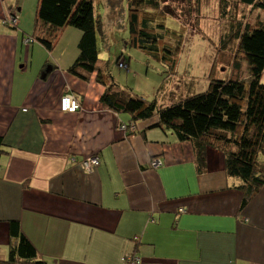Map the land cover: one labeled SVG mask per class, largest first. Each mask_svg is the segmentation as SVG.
Wrapping results in <instances>:
<instances>
[{
    "label": "crops",
    "instance_id": "obj_1",
    "mask_svg": "<svg viewBox=\"0 0 264 264\" xmlns=\"http://www.w3.org/2000/svg\"><path fill=\"white\" fill-rule=\"evenodd\" d=\"M111 1L94 0L98 67L108 66L120 89L163 107L192 92L179 70L161 94L163 82L141 81L151 62L133 64L129 24L119 28L126 1L115 15ZM38 4L0 0V260L9 257L10 223L18 222L48 264H127L128 257L136 264H264V187L243 206L241 182L227 175L221 150L207 149L200 174L193 144L156 126L158 117L134 123V133L124 130L131 116L103 106L97 72L88 81L68 72L80 29L60 30L51 52L29 41ZM12 15L16 28L3 24ZM213 67L204 91L220 78ZM115 68L127 72L124 81ZM65 95L77 99L79 111L61 110ZM93 156L100 166L87 174L80 165ZM154 160L162 165L152 168Z\"/></svg>",
    "mask_w": 264,
    "mask_h": 264
},
{
    "label": "trees",
    "instance_id": "obj_2",
    "mask_svg": "<svg viewBox=\"0 0 264 264\" xmlns=\"http://www.w3.org/2000/svg\"><path fill=\"white\" fill-rule=\"evenodd\" d=\"M125 1L129 18L127 43L144 52L150 62L161 65L164 86L159 92H163L178 75L179 56L186 35L182 29L167 25V18L163 22L157 21L164 11L161 0ZM236 6L246 8L239 10ZM244 10L247 15L255 10L264 12V0H219V17L232 24L221 31L218 49H215L218 66L215 71L223 68L226 73L217 74L218 79H211L206 91L188 92L169 107L160 106L158 100L148 101L120 89L108 66L104 69L98 67L100 22L95 16L94 0H39L34 34L29 41L38 42L51 52L60 30L68 26L80 29L79 55L68 72L84 81L97 72L98 83L105 87L101 103L118 115H130L131 124L127 129H135L134 123L138 121L158 117L156 126L172 131L181 142H191L198 173L206 171L207 149L221 150L226 157L227 175L241 182L238 188L244 193L242 205L245 206L264 187V84L261 82L264 74V21L257 20L254 25L243 22V26L232 33L237 17ZM5 25L17 27L10 23ZM232 42L238 45L248 62V76L235 59L237 49L232 47L233 53L229 51ZM120 64L127 65V69L121 68ZM120 64L121 69L129 71L127 63ZM229 72L230 78L227 79ZM2 145L0 138V155ZM10 237L9 257L0 260V264H48L39 257L18 222L10 223ZM125 261L127 264L138 263Z\"/></svg>",
    "mask_w": 264,
    "mask_h": 264
},
{
    "label": "rangeland",
    "instance_id": "obj_3",
    "mask_svg": "<svg viewBox=\"0 0 264 264\" xmlns=\"http://www.w3.org/2000/svg\"><path fill=\"white\" fill-rule=\"evenodd\" d=\"M123 1V0H122ZM164 5L163 14L160 15L157 21L163 22L166 20L167 25L171 28L175 29H182V33H184L185 41L182 47V52L179 56V68L178 70L180 73L187 74L188 81L186 82L187 85H193L194 91L197 92H204V88L207 84L206 77L211 73V67H216V57H217V49L219 45V39L221 35V31L224 28H227L232 23L229 21H223L219 17L218 13V6L219 0H161ZM119 0H112L110 5L112 8V14L115 15L117 8L122 6V3ZM126 2H123V7H125ZM162 5V6H163ZM239 10H243L244 7L241 9L240 6H236ZM245 12L239 14L238 20L236 21L235 25L232 28V33L236 30H239L240 26H243V22L245 24L254 25L257 20L264 21V12L255 10L252 14L247 15L246 10ZM99 12L102 14L105 12V7L101 5L99 7ZM117 14V12H116ZM122 16L120 20V29H123V26H128L129 18H128V11L126 9L125 14L122 12L120 13ZM162 16V17H161ZM240 18V19H239ZM247 20V21H245ZM241 21V22H239ZM227 25V26H226ZM128 37V33L126 32ZM120 35L116 34L117 41L120 42ZM173 41V40H172ZM182 44V40H181ZM180 44V45H181ZM103 46V44H102ZM232 47L237 49V53L235 59L241 63L242 69L245 71V75L248 76V62L245 59L244 54L239 51V47L236 43L232 42ZM216 49V51H215ZM130 56L132 57L133 64L136 65L137 62L145 63L148 60L147 56L144 52L137 50L135 48H131L128 51ZM231 53H233L231 51ZM229 57H226L228 59ZM152 68L149 70V75L147 76L145 73L140 76L144 81L145 78L148 77V83L155 82L157 85L163 82V69L161 65L155 61H151L150 63ZM213 67V68H214ZM218 66L214 69L213 74H220V76L224 75L226 72H222L219 69L217 72ZM145 72V68L143 69ZM161 73V74H160ZM127 72L121 71L117 68L114 69V75L117 77H121L122 81H124ZM184 75V76H185ZM225 77V76H223ZM183 82V79H182ZM261 82L264 84V74L262 75ZM180 88L175 87L173 89L174 94L180 95ZM161 90V87L159 88ZM183 89V88H182ZM159 90V91H160ZM147 93L151 92V88H147ZM160 94L162 92H159ZM185 95L184 89L182 90V97Z\"/></svg>",
    "mask_w": 264,
    "mask_h": 264
},
{
    "label": "built area",
    "instance_id": "obj_4",
    "mask_svg": "<svg viewBox=\"0 0 264 264\" xmlns=\"http://www.w3.org/2000/svg\"><path fill=\"white\" fill-rule=\"evenodd\" d=\"M10 23L14 26H17L19 23V19L13 16H9L6 20L3 21V24ZM120 67L123 69H127V65L120 64ZM61 110L63 112L68 113H75L80 110V103L77 101V99L73 95H65L61 99ZM124 130H127L126 126H123ZM134 128L130 127V131L132 132ZM160 165H162V162L160 160H154L151 163L152 168L156 169ZM81 168L84 170L87 174H92L94 170H96L100 166V158L98 156H93L90 158H87L81 163ZM127 260H133L134 262L137 261V259H131V257H128Z\"/></svg>",
    "mask_w": 264,
    "mask_h": 264
}]
</instances>
